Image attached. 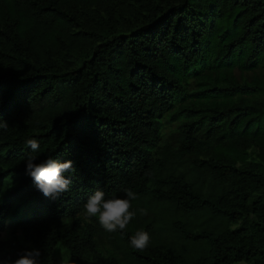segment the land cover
Listing matches in <instances>:
<instances>
[{"label":"trees","instance_id":"trees-1","mask_svg":"<svg viewBox=\"0 0 264 264\" xmlns=\"http://www.w3.org/2000/svg\"><path fill=\"white\" fill-rule=\"evenodd\" d=\"M0 118V259L264 264V0H0ZM30 154L73 162L60 199ZM124 189L110 233L83 205Z\"/></svg>","mask_w":264,"mask_h":264},{"label":"clouds","instance_id":"clouds-1","mask_svg":"<svg viewBox=\"0 0 264 264\" xmlns=\"http://www.w3.org/2000/svg\"><path fill=\"white\" fill-rule=\"evenodd\" d=\"M8 123L0 118V129H6ZM32 153L40 151V144L37 139L30 138L25 141ZM37 159L35 155H28L25 159L26 174L29 175L35 187L41 191L45 197L53 200L60 199L64 193L69 191L71 184L70 174L75 172V167L71 160L60 162L57 159L48 157L40 163H34ZM124 198L113 195L106 199L105 193L97 190L84 203L83 208L89 217H98L99 223L108 232H116L117 229L123 230L133 218L134 212H130V201L137 199L136 193L130 189H124ZM141 214H147L146 209H139ZM131 245L139 250L148 246L149 234L145 231H138L130 240ZM41 252L39 249L24 250L18 254L14 261L0 259V264H41Z\"/></svg>","mask_w":264,"mask_h":264},{"label":"rangeland","instance_id":"rangeland-1","mask_svg":"<svg viewBox=\"0 0 264 264\" xmlns=\"http://www.w3.org/2000/svg\"><path fill=\"white\" fill-rule=\"evenodd\" d=\"M91 16H92V10H88L87 19H91ZM256 153H257V151L255 152V149H252L253 156L256 155ZM0 201H1V197H0ZM10 226H12V224H10ZM18 235L20 237V242L22 244H27L21 230L19 231ZM9 236H10V232H9V229H7L2 233L1 239L6 240L9 238ZM98 250L100 253L105 254V255H108L111 252V245H110L108 239H105L104 245H102ZM235 264H249V263L246 261H240V262H237Z\"/></svg>","mask_w":264,"mask_h":264}]
</instances>
